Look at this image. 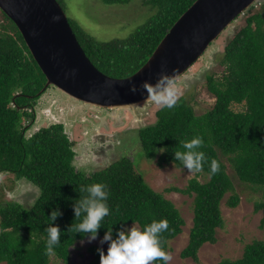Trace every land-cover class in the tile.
Instances as JSON below:
<instances>
[{
    "label": "trees",
    "instance_id": "16d2710c",
    "mask_svg": "<svg viewBox=\"0 0 264 264\" xmlns=\"http://www.w3.org/2000/svg\"><path fill=\"white\" fill-rule=\"evenodd\" d=\"M56 1L64 10V0ZM100 1L112 6L132 0ZM142 1L152 15L124 39L96 40L75 20L68 19L87 58L108 77L124 79L137 72L196 0ZM0 13L6 20L0 32V174L24 180L38 192L29 207L12 200L0 204V264H49L51 256L70 264V248L86 239L82 233L76 234L75 226L83 217L74 218L72 205L87 195L80 188L94 183H104L110 193V215L102 221L96 239H102L106 229L111 228L115 238L118 230L129 225L142 229L153 220L167 219L169 231L161 240L168 251L169 242L182 233L185 222L171 201L153 191L141 176L132 174L128 159L87 174L73 165L74 142L62 124L26 136L30 127L24 121L34 120V107L46 79L16 26ZM245 14L244 26L226 43L223 52L213 57L212 61L223 68L222 75H205L206 90L215 99L213 107L196 116L189 100L182 96L173 109L156 111V122L137 134L144 158L156 159L160 167L183 168L175 160V152L184 151L182 142L197 136L204 139L200 150L208 162L203 171L195 174L184 189L169 190L193 200L192 226L180 257L194 262L204 244L217 241V230L224 225L220 205L225 195L231 193L226 201L229 208L237 207L240 200L223 159L241 183L264 190V2L252 5ZM233 105H242L243 110L234 111ZM213 159L219 162L220 171L209 176ZM201 176L205 177L203 182L198 180ZM254 206L256 212L262 211L260 227H264V202ZM53 210L62 213L53 222L62 234L60 243L49 253L46 229ZM97 248H87L92 256L88 264H99ZM218 264H264V242L253 241L244 247L241 258Z\"/></svg>",
    "mask_w": 264,
    "mask_h": 264
},
{
    "label": "rangeland",
    "instance_id": "374dc122",
    "mask_svg": "<svg viewBox=\"0 0 264 264\" xmlns=\"http://www.w3.org/2000/svg\"><path fill=\"white\" fill-rule=\"evenodd\" d=\"M262 2L264 0H258L255 4L258 6ZM62 5L67 19L75 20L99 41L124 39L152 15L149 6H145L142 0L112 6L105 5L100 0H64ZM245 19L246 14L243 12L208 51L175 81L178 98L186 97L196 116L202 115L214 105V97L206 90L205 75L210 72L220 77L223 68L212 61L213 57L223 52L226 43L244 26ZM5 25L6 20L0 13V32ZM43 89L34 107V120L29 123L24 121L30 127L26 136L29 137L41 128L62 124L65 133L74 142L76 156L73 165L87 174L114 161L128 159L132 174L141 176L153 191L171 201L185 222L182 233L168 244V252L172 256L169 264H218L225 259L234 261L241 258L246 245L253 241L264 242V227H260L262 211L256 212L254 206L255 203L264 202V190L241 183L228 162L223 159L234 193L239 196V203L237 207L229 208L226 201L231 193H227L220 205L224 225L217 230L216 243L204 244L198 251L197 262L182 259L180 252L187 245L192 226L193 200L189 196L169 190L184 189L195 174L174 165L160 167L156 159H145L137 137L139 129L156 122L155 113L160 107L146 102L130 109L104 110L74 101L55 87L50 86L44 91ZM232 109L242 111L243 106L233 105ZM198 180L203 182L205 177L201 176ZM37 194V189L26 181L15 180L9 174H0V204L12 200L29 207ZM131 227L139 229L137 225H129L125 230ZM100 240L88 243L85 239L74 244L69 250L70 264H88L92 260L87 251L90 246H98L106 253L107 242L101 245ZM49 264L62 263L51 256Z\"/></svg>",
    "mask_w": 264,
    "mask_h": 264
},
{
    "label": "water",
    "instance_id": "95a60500",
    "mask_svg": "<svg viewBox=\"0 0 264 264\" xmlns=\"http://www.w3.org/2000/svg\"><path fill=\"white\" fill-rule=\"evenodd\" d=\"M258 0H196L173 24L146 63L133 75L114 79L102 74L87 58L67 16L56 0H0V11L21 34L46 79L65 96L104 110L130 109L150 102L130 83L155 84L161 74L179 79L218 37Z\"/></svg>",
    "mask_w": 264,
    "mask_h": 264
},
{
    "label": "clouds",
    "instance_id": "9594fccd",
    "mask_svg": "<svg viewBox=\"0 0 264 264\" xmlns=\"http://www.w3.org/2000/svg\"><path fill=\"white\" fill-rule=\"evenodd\" d=\"M175 70L172 75L161 74L155 84L143 82L139 86L130 83L128 91L136 94L141 89L147 91V99L161 109H173L178 102V90L174 80ZM201 136L182 142L184 151L175 152V160L179 161L189 173L198 174L204 169L207 157L200 149L204 146ZM163 152V150H162ZM220 171V164L213 159L210 163L209 176ZM80 191L87 195L76 200L72 205L75 219H83L75 226L76 234H83L88 243L96 240L98 231L102 227V221L110 215L108 199L110 193L104 183H94L82 186ZM62 215L59 210L51 211L48 216L51 224L47 227V251L51 253L61 241V230L54 226L53 222ZM169 231L167 219L153 220L142 229L131 227L127 230H118L115 238L112 229H106L100 244L107 242V251L97 248L99 264H169L172 256L162 247V234Z\"/></svg>",
    "mask_w": 264,
    "mask_h": 264
}]
</instances>
